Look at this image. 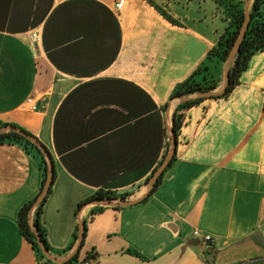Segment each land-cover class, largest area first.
I'll use <instances>...</instances> for the list:
<instances>
[{"label": "crops", "instance_id": "0c3cea01", "mask_svg": "<svg viewBox=\"0 0 264 264\" xmlns=\"http://www.w3.org/2000/svg\"><path fill=\"white\" fill-rule=\"evenodd\" d=\"M152 1L174 22L148 0H0V129H23L53 158L41 225L57 260H42L21 234L18 213L40 192L43 171L13 141L0 144V264L264 259V51L228 96L185 111L175 160L150 194L145 182L163 160L180 104L173 91L207 63L229 26L215 0ZM225 66L209 64L217 79ZM29 98L37 111L25 109ZM98 191L144 199L87 202L77 212ZM79 220L84 242L68 260Z\"/></svg>", "mask_w": 264, "mask_h": 264}, {"label": "trees", "instance_id": "16d2710c", "mask_svg": "<svg viewBox=\"0 0 264 264\" xmlns=\"http://www.w3.org/2000/svg\"><path fill=\"white\" fill-rule=\"evenodd\" d=\"M148 1L149 3H151V5L155 7V9H157V11H159L163 16H165V18H167L171 22H174V20L170 16H168L161 7L154 4L152 0H148ZM215 1L221 8H223L224 12L226 13L229 19V26L227 27L224 34L219 38V41L216 44V46L213 49H211V51L209 52L207 63L199 67L192 76H190L187 80L179 84L173 91L171 98H177L180 96H190L197 94L201 91H212V90H216L219 87L220 80L217 79L215 75L211 73L209 64H211L212 62H216L218 64L226 63L229 52L231 51L234 45V42L237 38V35L245 19V15H244L245 1H239V2H235L231 0H215ZM250 16H251V21L246 36L240 46V50L238 54L236 55L231 65L230 84L226 88L225 92L221 96L216 98L228 96L237 85L238 78L240 77L241 73L247 68L251 57L259 51H264V0L253 1L250 10ZM201 101H203V99L190 100L188 102L180 103L177 106L171 120L172 121L171 129L174 131L176 137H178L179 131L184 124L185 111L191 108L192 106L200 103ZM13 141L22 144L27 151L34 153L40 159V165L43 171L41 189L40 192L32 201L28 202L20 209L18 213V225L21 234L23 235V237H25V239L29 243H31L33 248L37 251L39 257L42 260L44 259L45 261H47V259L43 256L42 252L40 251L37 245L35 236L32 232V228L38 230L43 243L50 250V246L47 242L45 230L41 225V213L49 194L52 192V187L50 188L49 193L45 198V200L36 207L33 214L32 224L30 223V218H29L31 209L35 201L37 200L39 194L42 192L46 182L47 168H48L47 162L43 154L39 151V149L36 146H34L30 141H28L26 138L16 133H6L0 135V144L5 142H13ZM168 148H169V141L167 142V149L165 155L167 154ZM174 160L175 157L173 158L172 162ZM54 179H55V172H54ZM149 179L150 177L147 178L145 185L148 184ZM161 181H162V177L158 180L154 188L151 190L150 194L155 192V190L160 185ZM132 195L133 193L131 192L117 194L111 191H98L94 197L87 199L85 202L79 204L77 208V212L84 205V203L90 201H95V200L125 201ZM77 236H78V228L74 234V242L77 241Z\"/></svg>", "mask_w": 264, "mask_h": 264}, {"label": "water", "instance_id": "95a60500", "mask_svg": "<svg viewBox=\"0 0 264 264\" xmlns=\"http://www.w3.org/2000/svg\"><path fill=\"white\" fill-rule=\"evenodd\" d=\"M253 1L254 0H246L245 1V4H244L245 19H244V22L241 26V29L237 35V38L234 42V45H233L231 51L229 52L228 58L226 60L224 80H223V85H222L221 90L201 91V92L194 94V95L177 97V98H175V100L179 101L180 103H183V102H188L190 100H195V99L216 98V97L221 96L225 92L226 88L230 84V69H231L232 62L234 61L236 55L238 54V52L240 50V46H241V44H242V42L246 36L247 30H248L249 25H250V21H251L250 8H251ZM168 132L170 134L169 148H168L167 154L165 155L164 159L162 160L160 165L156 168V170L154 171V173L152 174V176L150 177V179L148 181L147 186L149 187L150 192L154 188V186L156 185L158 180L163 176L165 171L168 169V167L170 166V164H171V162H172V160L176 154L177 144H178L177 137L171 128L168 129ZM6 133H16V134H19L20 136L26 138L28 141H30L34 146H36L39 149V151L43 154V156L45 157V159L47 161V167L48 168H47L46 182H45V185H44L42 192L39 194L37 200L35 201L32 209H31L30 216H29L30 223L32 224L34 210L36 209V207L40 203H42L45 200V198L47 197V195L49 193L50 188L53 185L54 172H55L54 171V163H53V160L51 158V154L49 153L47 148L33 135L27 133L23 129H20V128L12 126V125H7V126L3 127L2 129H0V135L6 134ZM148 195L149 194H147V196ZM143 199L144 198H141L137 201L95 200V201L89 202V204H93L95 206L126 207V206H131L133 204H136ZM32 232L35 236L37 245H38L40 251L42 252L43 256L50 261L57 262V260H55L50 255L49 249L43 243L38 230L35 228H32ZM84 238H85V224L83 221L79 220V228H78V236H77L76 246H75V249L73 250V252L70 254L68 260L73 258L74 255H76L80 251V249L83 245V242H84ZM58 263L62 264L61 262H58Z\"/></svg>", "mask_w": 264, "mask_h": 264}, {"label": "built area", "instance_id": "2783aa9c", "mask_svg": "<svg viewBox=\"0 0 264 264\" xmlns=\"http://www.w3.org/2000/svg\"><path fill=\"white\" fill-rule=\"evenodd\" d=\"M122 6V3H119L117 5L118 8H120ZM31 38L34 40V41H39V34L38 33H32V36ZM37 103L35 101L34 98H29L27 101H26V104H25V109L27 111H31V112H35L37 111ZM195 236H201L203 238V240L208 243V244H211L213 243V238L212 236L210 235H207V234H202L199 230H197L195 232ZM93 263V258H84V259H81V260H76L75 262L71 263V264H92Z\"/></svg>", "mask_w": 264, "mask_h": 264}, {"label": "rangeland", "instance_id": "374dc122", "mask_svg": "<svg viewBox=\"0 0 264 264\" xmlns=\"http://www.w3.org/2000/svg\"><path fill=\"white\" fill-rule=\"evenodd\" d=\"M233 63V62H232ZM226 64V63H225ZM223 75L220 77V83L221 85L223 84ZM2 129V128H1ZM45 158V157H44ZM46 160V159H45ZM47 162V161H46ZM126 201V200H125ZM246 264H264V259H259V260H255L253 262H250V263H246Z\"/></svg>", "mask_w": 264, "mask_h": 264}]
</instances>
